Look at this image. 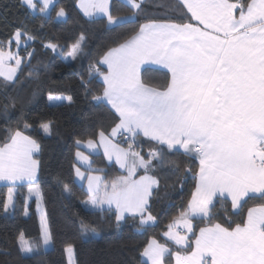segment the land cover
<instances>
[{
  "label": "snow or ice",
  "instance_id": "obj_1",
  "mask_svg": "<svg viewBox=\"0 0 264 264\" xmlns=\"http://www.w3.org/2000/svg\"><path fill=\"white\" fill-rule=\"evenodd\" d=\"M123 3L129 15H115L113 0H79L78 6L86 17H106L108 25L118 29L137 22L146 0ZM17 6L51 19L49 9H55L56 0H19ZM169 10L183 15L140 23L135 34L102 56L99 63L106 66V71L95 65L89 67V75L101 76L105 85L102 94L92 95V100L110 106L118 122L108 134L99 130L98 141L88 139L86 146L93 150L102 148L107 160H114L127 175L107 180L99 175H85L76 168V176L87 185L83 203L102 213L114 211L117 223L131 215L138 216L142 226L154 224L156 218L151 214L149 198L160 181L147 174L153 171L152 161L157 160L161 167L172 163L178 170V164L168 161V152L194 157L199 161L195 192L188 210L181 212L166 233L188 251L181 254L153 239L141 252L144 259L140 264H166V257L170 260L172 256L175 264H264V203L248 207L252 200L264 202V0H176L175 7L169 6ZM56 15L65 18L67 13L60 7ZM36 39L26 24H21L0 41V77L4 81L0 91L6 99L9 84L15 87L19 83L17 72L22 62L30 61L34 55V49H28ZM84 42L81 34L69 51L72 60L83 54ZM13 46L15 52L11 51ZM44 47L58 51V45L51 42ZM13 61L14 65L9 63ZM144 65L161 66L170 73V79L163 86L146 82L142 76ZM150 71L155 69L143 68L145 74ZM29 75L39 76V72L30 71ZM48 100L53 104L73 103L71 96L51 93ZM8 107L4 105L5 112ZM53 123L41 124L45 134H52ZM30 128L25 122L22 130L8 129L7 139L0 144V182L7 186L5 213L14 209L18 183L27 182L29 199L33 195L42 199L37 179L40 161L33 158L41 146L26 134ZM117 136L127 143L126 148L113 142ZM144 138L155 142L150 145L148 159L140 151ZM76 143L82 145L80 140ZM76 156L91 172L89 156L80 151ZM140 168L145 174L134 179ZM186 170L191 172L190 168ZM58 182L67 198L75 196L69 184ZM228 198L236 215L246 210L241 223H213L200 228L199 235L193 237L194 250L187 235L173 230L183 225L188 233H193L190 217H208L214 200L222 202ZM24 215H28L26 206ZM40 224L39 241L27 239L23 233L18 236L21 253H39L41 245L44 251L55 250L43 210ZM81 232L98 234L96 227L83 222ZM65 252L68 264H76L74 247L67 246Z\"/></svg>",
  "mask_w": 264,
  "mask_h": 264
},
{
  "label": "trees",
  "instance_id": "obj_2",
  "mask_svg": "<svg viewBox=\"0 0 264 264\" xmlns=\"http://www.w3.org/2000/svg\"><path fill=\"white\" fill-rule=\"evenodd\" d=\"M78 0H56L55 9H51V19L44 14H30L25 8H19V0H0V41L6 40L13 29L26 24L27 30L37 39L31 42L29 51L34 55L31 60L25 59L21 70L17 72L19 83L15 87L9 84L6 99L0 91V144L7 139L8 129H23L27 122L31 128L26 132L40 144L37 155L40 161L38 181L42 205L47 213L50 230L53 233L55 250L41 251L25 256L18 249L17 238L23 233L27 239L39 241L41 224L37 213V200L28 198V185L16 186L14 209L8 213L3 211L7 198V186H0V264H68L65 249L71 245L75 249L76 264H140L141 252L148 243L155 239L172 250L181 254L187 248L179 249L165 239L168 226L175 223L181 212L188 210V205L196 189L195 176L199 171V163L193 158L175 152H168V161L179 165L175 169L172 163L161 167L153 160L150 167L160 181L153 191L149 205L155 223L141 225L139 217H128L117 223L115 212H100L89 210L83 201L87 199L85 190L75 181V154L78 150L77 140L86 142L88 139H98L99 130L108 134L118 122L114 112L103 104L92 100V95L102 94L103 84L100 76L89 75L90 65H95L101 71L99 61L111 48L118 46L130 38L138 30L139 24L149 19L166 20L169 17H180L183 12L169 10L175 7L176 0H146L144 11L136 17V23H128L116 29L109 26L106 18L88 19L77 8ZM114 14L126 16L129 9L123 1L114 0ZM63 7L67 13L64 19L57 17L56 12ZM186 11V10H184ZM85 36L82 45L83 54L72 60L69 51L72 45ZM58 45V51L44 47V44ZM63 51V54H61ZM21 55H24L21 50ZM31 65L28 67L27 65ZM39 72V76L29 75V72ZM146 81L156 86H163L167 76L164 72L155 70L144 73ZM4 81L0 79V89ZM35 93V96L33 94ZM71 96L73 103L49 105L48 96ZM8 104V111L4 105ZM14 105V106H13ZM53 121L52 134L46 136L41 131V124ZM120 146L127 147L121 138L117 139ZM141 155L148 159L150 145L155 143L142 139ZM96 166L106 169L107 179L119 175L115 166L105 164L102 156L92 157ZM191 169V172L186 169ZM145 174L139 170L137 176ZM58 181L67 183L75 192V196L67 198ZM21 193L23 195H21ZM264 203L252 200L248 207ZM25 206L28 215H24ZM245 212L238 216L231 209L227 200H216L210 216L195 219L191 238L196 236L200 228L220 223L228 226L230 222L241 223ZM81 222L97 228L96 235L81 232ZM8 252L10 255L5 256ZM173 258L166 262L171 263Z\"/></svg>",
  "mask_w": 264,
  "mask_h": 264
},
{
  "label": "crops",
  "instance_id": "obj_3",
  "mask_svg": "<svg viewBox=\"0 0 264 264\" xmlns=\"http://www.w3.org/2000/svg\"><path fill=\"white\" fill-rule=\"evenodd\" d=\"M113 1H114V0H113ZM120 1H123V0H120ZM78 5H79V0H78V2H77V8H78L79 12H80L84 17H86V16L84 15L83 11L79 8ZM50 11H51V8L49 9V12H50ZM58 18H59V17H58ZM86 18L90 19L89 17H86ZM104 18H106V17H104ZM60 19H64V18H60ZM192 22L195 23V21H192ZM13 47H14V46H13ZM14 48H15V47H14ZM11 51L15 52L16 49H14V50L11 49ZM9 63H12V64L14 65V61H13V62H9ZM100 66L104 69V71H106V66L101 65V64H100ZM143 68H151V69H155V70H158V71L164 72V73L166 74V76H167V80H166V82L170 79V73H168L167 70H166V69H163L161 66H158V65H144ZM143 68H142V76L144 77ZM0 79H3V78L0 77ZM100 81H101V83L103 84V86L105 87V85H104V83H103V78H102L101 76H100ZM146 82H147V81H146ZM107 107L110 108V106H107ZM112 111L114 112V110H112ZM118 138H119V136H117V137H115V138H112V139H113V142H114V143H117V139H118ZM144 139H146V138H144ZM146 140H147V139H146ZM95 141H98V139L95 140ZM86 142H87V141H86ZM86 142H82V145H77V147H78V150H77V151L82 152L85 156H89V158H90V160H91V162H92V163H91L92 171H91V172L88 171V166H87L86 164H84L82 161L78 160L76 154H75V162H76V167H75V169H76V168H80L81 172H84L85 175H89V174H91V175H99V176H101V177L107 179V174H106L107 172H106V169H104V168H102V167H99V166H96V165L93 163V159H92V157H95V156H102L103 159H104V161H105V164H107V165H109V166L113 165V166L116 167L117 172H119V175H118V176L127 175V172H126L124 169H121V168L119 167V165L115 163L114 160L111 161V162H109V161L107 160V157H105V156L103 155V149H102V148L98 147L96 150L89 149V148H87V146H86ZM151 142H152V141H151ZM153 143H155V142H153ZM121 147H123V146H121ZM125 148H126V147H125ZM182 152H183V150H181V153H182ZM38 153H39V152H38ZM38 153H34V154H33V158H34V159H37V155H38ZM193 158H194V157H193ZM194 159L199 163L198 159H196V158H194ZM141 169H142V168L137 169L136 175H135V177H133L134 179H138V178L140 177V176L138 177L137 174H138L139 170H141ZM38 172H39V170H38ZM115 178H116V177H115ZM37 179H38V174H37ZM113 179H114V178H113ZM195 179H196L195 182H196V185H197V183H198V176H197V175L195 176ZM107 180H109V179H107ZM75 181H76V183H77L79 186H81V187L84 188L85 192H87V185H86V182H84V181H80L79 178L76 176V173H75ZM22 185H28V184H27V182H24L23 184L18 183L16 186H22ZM0 186H6V185H5L4 182H0ZM155 189H156V188H154L153 191H154ZM149 200H150V198H149ZM215 201H216V200H214V202H215ZM227 201L230 203V198H228ZM84 206H85L87 209H89V210H96V209H92L90 205H87V206H86V205L84 204ZM254 206H257V205H253L252 207H254ZM105 207H107V206H105ZM233 212H234V211H233ZM234 213H235V212H234ZM127 217H131V215H126V218H127ZM201 218H206V217H201V216H192V217H190L191 222H192V225H193V230H194V222H193V221H194L195 219H201ZM245 218H246V216H245ZM210 226H211V225H210ZM210 226H205V227H210ZM173 230L176 231L177 233H180L181 235H187L188 238H189V240L192 241V249L194 250V246H195V245H194V238H191V236H192L193 233H188L187 230L183 227V225H179V226L175 227ZM168 231H169V230H168ZM168 231H167V232H168ZM167 232H166V233H167ZM198 235H199V232L197 233L196 236H198ZM165 239H166L169 243H171V244H173L174 246H176L177 248H179V249H185V248L182 247V246L176 245L175 242L172 241V240H170L166 234H165ZM151 241H152V240H151ZM151 241H150V242H151ZM150 242H149V243H150ZM149 243H148V244H149ZM147 246H148V245H147ZM147 246H146V247H147ZM172 258H173V261H172L171 263L166 262V264H175V257L172 256ZM141 259H144V258L141 257Z\"/></svg>",
  "mask_w": 264,
  "mask_h": 264
},
{
  "label": "rangeland",
  "instance_id": "obj_4",
  "mask_svg": "<svg viewBox=\"0 0 264 264\" xmlns=\"http://www.w3.org/2000/svg\"><path fill=\"white\" fill-rule=\"evenodd\" d=\"M15 48L14 47H12V50H14ZM70 56V55H69ZM48 103H49V105H57V104H63V103H68L67 101H63V102H57L56 104H53L52 102H50L49 100H48ZM41 131L44 133V131H43V129H42V127H41ZM45 134V133H44ZM46 136H49V135H47V134H45ZM81 187V186H80ZM83 188V187H82ZM84 189V188H83ZM31 198H34V199H36L37 200V205H38V203H39V208H38V206H37V213H38V215H39V221H40V215H41V210H43L44 211V208H43V205H42V202H41V200L40 199H38V197H36L35 195H33ZM45 212V211H44ZM131 217H138V216H131ZM128 218V217H127ZM126 219V218H125ZM25 256H29V255H26V254H24ZM67 260H68V257H67Z\"/></svg>",
  "mask_w": 264,
  "mask_h": 264
}]
</instances>
